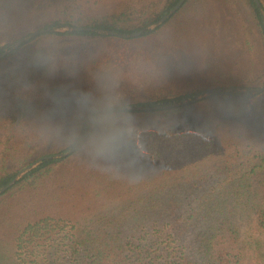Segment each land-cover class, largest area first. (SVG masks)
<instances>
[{
    "label": "trees",
    "instance_id": "obj_1",
    "mask_svg": "<svg viewBox=\"0 0 264 264\" xmlns=\"http://www.w3.org/2000/svg\"><path fill=\"white\" fill-rule=\"evenodd\" d=\"M179 1L0 0V55L41 29L137 33ZM262 83L254 0H187L135 39L69 30L18 47L0 61V188L43 162L0 195V264H264V93L242 91ZM225 87L108 112L78 152L45 160L106 107ZM126 119L114 153L103 133Z\"/></svg>",
    "mask_w": 264,
    "mask_h": 264
},
{
    "label": "water",
    "instance_id": "obj_2",
    "mask_svg": "<svg viewBox=\"0 0 264 264\" xmlns=\"http://www.w3.org/2000/svg\"><path fill=\"white\" fill-rule=\"evenodd\" d=\"M186 1L187 0H180L178 2V4L174 8H172L171 11L168 14H166L165 16H163L160 20L153 23L152 25L145 27L144 29L138 31L137 33H132V34H122V33L115 32V31H103L101 29L95 30L93 28H88V27H73V28L64 27V28H53V29H41L39 31L33 32L29 36H26V37L20 39L15 44H13L10 48H8L4 53H2L0 55V61L3 60L6 56L11 54L12 52H14L18 47L31 42L32 40L36 39L37 37H40L41 35L51 33V32H65V31H69V30H71V31H92V32H98L99 34H105V35H109V36H113V37H118L121 39L139 38L144 33L149 32V31H154L157 28H159L160 26H162L166 20L170 19L174 14H176L183 7V5L186 3ZM254 2L258 6V8L260 9V12L263 16V21H264V9L261 6L260 0H254ZM235 89L236 88H233V87L213 89L211 91H208V92H205L203 94L198 95L194 99L184 100L181 103H172V104H168L165 106H153V107H144V108H141V107L133 108V107H125V106L113 107V108L106 107L96 114L94 121L92 123V126L88 129L87 133L84 135V137L80 140V142L74 148H72L71 150H69L66 153L56 154L54 156L47 157V158H45V160H50L52 158H66V157L72 156L76 152H78L85 145V143L89 140L94 129L97 127L100 119L103 117L104 114H106L108 112H125V111H134V110H138V111L167 110V109H172V108H176V107H180V106H187L189 104H193L195 102L204 100L213 94L235 91ZM248 90L252 94L260 95V94L264 93V84L261 87H257V88H249V89L244 88V89H242V91H248ZM42 162H43V159H39L36 162H34V163L30 164L29 166L25 167L24 169H22L9 184L0 188V195L5 193L6 191H8L22 177H24L26 174H28L29 172H31L32 170L37 168Z\"/></svg>",
    "mask_w": 264,
    "mask_h": 264
},
{
    "label": "clouds",
    "instance_id": "obj_3",
    "mask_svg": "<svg viewBox=\"0 0 264 264\" xmlns=\"http://www.w3.org/2000/svg\"><path fill=\"white\" fill-rule=\"evenodd\" d=\"M134 126L135 119L116 121L110 128L104 131L102 139L108 143L114 153L119 152L124 149Z\"/></svg>",
    "mask_w": 264,
    "mask_h": 264
},
{
    "label": "rangeland",
    "instance_id": "obj_4",
    "mask_svg": "<svg viewBox=\"0 0 264 264\" xmlns=\"http://www.w3.org/2000/svg\"><path fill=\"white\" fill-rule=\"evenodd\" d=\"M214 14H215V11H214ZM175 15V14H174ZM216 23V22H215ZM220 27H221V23H219L218 25H217V29L219 30L220 29ZM220 34H221V32H219ZM264 83H262L260 86H258V87H261L262 85H263ZM253 88H257V87H253ZM243 224H247V221H244L243 222Z\"/></svg>",
    "mask_w": 264,
    "mask_h": 264
}]
</instances>
